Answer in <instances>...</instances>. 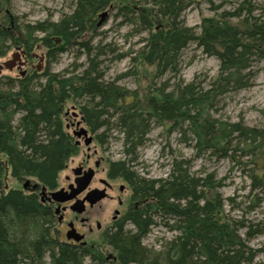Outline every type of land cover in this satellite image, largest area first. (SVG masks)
<instances>
[{"label": "trees", "instance_id": "16d2710c", "mask_svg": "<svg viewBox=\"0 0 264 264\" xmlns=\"http://www.w3.org/2000/svg\"><path fill=\"white\" fill-rule=\"evenodd\" d=\"M193 1L151 0L150 8L138 10L133 7L137 0H128L130 5L120 9L126 22L139 24L148 34L132 58L134 70L130 72L136 76L138 66L154 68L144 95L105 79L99 57L110 50L78 42L94 30L96 21L92 17L109 7L110 0H77L70 15L57 22L25 27L22 39L15 36L20 29L9 13L1 21L0 56H5L10 43L28 52L41 48L47 53L48 63L72 44L79 43L85 51L87 64L78 74L67 76L46 70L41 78L22 79L16 86L7 79L0 89V149L10 152L17 174L33 177L53 189L59 172L78 152L61 125L65 103H77L90 130L101 131L100 144L107 141L109 131L121 135L124 158L111 163V174L122 176L134 188L138 200L145 202L141 209L126 214L124 220L131 228L125 229L120 223L104 236L117 257L113 264H256L258 256L264 258V247L253 249L247 244L256 230L249 228L243 238L239 229L244 224L231 223L222 215L213 174L195 175L192 161L183 157L171 161L165 178L146 179L134 171L137 150L144 146L155 123L167 133L177 132L186 145L192 140L197 156L211 153L230 158L240 144L250 150V144L257 142V167L250 179L253 189L264 193V132L212 116L221 97L250 86L253 63L264 62V4L255 6L254 0H239L233 11L203 18L197 33L181 18ZM256 10L259 12L254 16ZM35 33L41 36H33ZM191 43L218 60L217 76L207 83L179 79L170 86L166 79L155 87V78H176L181 53ZM16 115L19 118L13 127L10 122ZM16 138L20 140L19 149L10 142ZM54 223L53 216L35 199L17 193L2 198L0 264H42L43 252L50 264H82L87 254L59 242L51 231ZM156 225L176 233L162 242L158 251L142 243ZM89 260L108 264L96 257ZM257 264H264V259Z\"/></svg>", "mask_w": 264, "mask_h": 264}, {"label": "rangeland", "instance_id": "374dc122", "mask_svg": "<svg viewBox=\"0 0 264 264\" xmlns=\"http://www.w3.org/2000/svg\"><path fill=\"white\" fill-rule=\"evenodd\" d=\"M110 1L109 7L92 17L96 21L94 30L83 35L78 42L89 43L90 47L101 46L105 51L106 49L110 50L106 55L99 57L105 79L114 81L139 95H144L151 84L154 68L138 66L136 76L131 75L130 72L134 70L132 58L136 56L148 34L139 24L125 21L120 9L130 5L128 0ZM76 2L77 0H0V26L5 14L9 13L15 19L16 25L18 24L16 27L19 26L18 29H20V32L15 33V36L22 39L25 27H33L44 22H57L60 18L73 12ZM253 2H255L253 3L255 6L264 4V0H254ZM150 3L151 0H137L133 7L138 10L143 7L150 8ZM239 3V0H229L227 3H224L223 0H194L183 12L181 18L187 27L194 28L199 33V26L203 18L217 17L224 10L233 11L239 6ZM258 12L256 10L253 15H258ZM33 36L41 35L35 33ZM10 46L11 48L1 61L5 62L11 59V55L15 52L13 48L17 45L10 43ZM42 52L45 53V51ZM84 52L79 43L67 46L66 51L51 61L48 67L44 63L37 76H41L46 70L50 73L67 76L80 73L87 64ZM39 53L37 54L39 55ZM119 55L124 56L118 59ZM218 66L217 59L203 54L195 44L191 43L181 53L180 72L176 78L173 79L168 75L155 78L154 86H161L166 79H169V86L179 79L186 83L195 79L197 82L207 83L211 78L217 76ZM252 72L253 78L250 86L221 97L212 116L227 122H241L245 126L264 132V62L253 63ZM123 74L126 75L122 77ZM14 76H16L15 71L3 70L0 74V88H4V78ZM79 103L81 102L79 101ZM73 107L79 109L77 103L69 101L65 103L64 110L66 109L70 113ZM18 118L19 115H16L13 120L11 119L14 126ZM62 121L68 122L67 119L66 121L62 119ZM67 132L71 134V131ZM106 136L108 137L107 141L99 155L112 162L122 160L124 156L121 135L117 131H109ZM145 138L144 146L137 150V160L133 166L139 176L146 179L165 178L174 158H189L192 161V170L195 175L213 174L216 183L215 193L222 204L221 212L226 220L231 223L242 222L244 224L245 227L239 229V234L243 238L249 228L256 230L253 237L247 240V244L253 249L264 247V193L253 189L250 179L257 167L254 165V156L259 151L255 147L257 142L250 144L248 147L250 150H245V145L240 144L236 147L238 151L232 153V157L223 159L211 153L197 156L192 140L189 145H186L177 132L167 133L164 127L159 124L153 123ZM89 147L91 150L98 149L95 144H91ZM77 162L78 158L74 161L73 166ZM66 164H71V162L68 161ZM63 175L59 174V178H62ZM100 207H106V204H101ZM175 235V232L167 230L162 225H156L150 229L142 243L147 248L158 251L162 242L170 240ZM99 248L106 251V257L109 254H114L107 246ZM263 259L258 256L255 263L257 264ZM111 263L115 262L108 264ZM42 264H50L49 258L44 257ZM82 264L93 263L86 258Z\"/></svg>", "mask_w": 264, "mask_h": 264}, {"label": "flooded vegetation", "instance_id": "af4514ba", "mask_svg": "<svg viewBox=\"0 0 264 264\" xmlns=\"http://www.w3.org/2000/svg\"><path fill=\"white\" fill-rule=\"evenodd\" d=\"M13 49L15 51L13 54L19 53L18 60L21 65H18L19 62L17 61L12 70H9L15 71L16 76L4 78L5 84L8 83L9 79L13 80L14 86L22 79L30 78L35 80V78L40 77L37 75L41 70V66L46 63L48 67L50 64L48 63L47 53L42 52L39 47H35L31 52L26 51L22 46H16ZM38 52H40L39 55L37 54ZM3 57L0 56V64L4 63L1 61ZM3 70L8 69H1L0 74ZM61 117L65 121L66 119L68 121L67 123L63 122L60 118L62 128L65 131H71V138L78 147L76 155L68 160L71 164H66L59 172V174H64L63 177L59 178L58 174L54 188L49 189L41 185L33 177L17 174L10 162V152L0 149V200L9 193H17L20 197L26 199H35L55 219L51 231L59 242L82 250L87 254V259L96 257L98 261L102 260L104 263L115 262L117 258L115 254H109L106 257V251L99 248L107 246L111 249L106 244L104 236L106 234L109 235L120 223L123 227L125 226V229L131 228L124 220L126 214L131 210L141 209L145 201L138 200L134 188L122 176L111 174L110 165L116 161L112 162L104 156L99 155L104 145V143L100 144L98 138L100 133L90 130L85 124L80 110L73 107L71 112L68 113L63 107ZM12 120L10 125L16 127L17 123L14 126ZM80 128L87 131L88 136L92 137L91 144H95L98 149L91 150L89 147L91 144L89 146L84 145L83 136L78 138L74 135V132ZM10 142L13 148H20L19 139L16 138ZM79 157L81 158L79 159ZM76 158H78V162L73 166ZM89 170L93 171V175L88 186L72 200L58 204L50 199V194L55 191L62 190L65 193H71L76 188L77 180L83 178ZM92 191H95L93 195L90 194ZM97 194L101 195V199L90 203L88 197H95ZM79 202L82 208L81 213H77L71 209L74 203ZM101 204H106V207H100ZM78 237L81 238L76 240L75 238ZM42 255L44 258L47 256V253L43 252Z\"/></svg>", "mask_w": 264, "mask_h": 264}, {"label": "water", "instance_id": "95a60500", "mask_svg": "<svg viewBox=\"0 0 264 264\" xmlns=\"http://www.w3.org/2000/svg\"><path fill=\"white\" fill-rule=\"evenodd\" d=\"M18 56L19 53L16 52L15 54H13L11 56V59L1 63L0 64V71L1 69H8V70H12L13 66L15 65V63L18 60ZM18 65H21L20 62L18 63ZM74 135L77 136L78 138L83 136L84 137V145L85 146H89L92 142V137L88 136L87 131L83 128H80L79 130H77L76 132H74ZM93 175V171L89 170L86 175L83 178H80L77 180L76 182V188L73 189V191L71 193H65L62 190L59 191H55L52 192L50 194V199L53 200L54 202L61 204L67 201L72 200L79 192H81L82 190H84L87 186L88 183L91 179ZM95 191H92L90 194L93 195ZM99 199H101V195L97 194L95 197H88V200L90 201V203H94L96 201H98ZM80 202L79 203H74L71 206V209L77 213H81L82 212V208L80 207ZM59 209V208H58ZM81 237L75 238L76 240H79Z\"/></svg>", "mask_w": 264, "mask_h": 264}]
</instances>
